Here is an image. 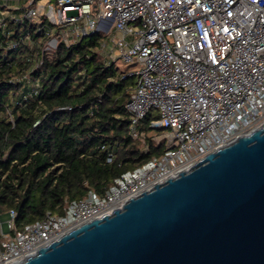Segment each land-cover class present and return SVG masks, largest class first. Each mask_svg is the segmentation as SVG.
Here are the masks:
<instances>
[{"label": "built area", "instance_id": "2783aa9c", "mask_svg": "<svg viewBox=\"0 0 264 264\" xmlns=\"http://www.w3.org/2000/svg\"><path fill=\"white\" fill-rule=\"evenodd\" d=\"M97 35L105 65H137L126 108L132 128H167L166 150L17 229L16 211L0 216V264H10L69 230L122 205L264 123V0H0V57L27 61L12 81L32 88L44 58ZM9 116H12L10 113ZM120 203V204H119Z\"/></svg>", "mask_w": 264, "mask_h": 264}, {"label": "trees", "instance_id": "16d2710c", "mask_svg": "<svg viewBox=\"0 0 264 264\" xmlns=\"http://www.w3.org/2000/svg\"><path fill=\"white\" fill-rule=\"evenodd\" d=\"M98 44L91 35L45 57L30 73L37 88L12 81L27 70L25 59L0 57V216L15 210L17 229L47 211L63 214L90 190L104 194L166 150V139L154 137L167 131L152 125L157 111L132 128L126 104L137 77L105 65Z\"/></svg>", "mask_w": 264, "mask_h": 264}, {"label": "water", "instance_id": "95a60500", "mask_svg": "<svg viewBox=\"0 0 264 264\" xmlns=\"http://www.w3.org/2000/svg\"><path fill=\"white\" fill-rule=\"evenodd\" d=\"M121 203L10 264H264V123Z\"/></svg>", "mask_w": 264, "mask_h": 264}, {"label": "rangeland", "instance_id": "374dc122", "mask_svg": "<svg viewBox=\"0 0 264 264\" xmlns=\"http://www.w3.org/2000/svg\"><path fill=\"white\" fill-rule=\"evenodd\" d=\"M116 65H117L118 67L127 68V69H129V70H132V69H134V68H137V65H135V64H131V63H129V62H125V61H123V60H118V61L116 62ZM154 126H155V127H160L158 124H155ZM154 137H155L156 140L159 141V140H161L162 138H164V133H162V134H155ZM2 220L4 221V227L7 228V227H6V223H5L6 216H3V217H2Z\"/></svg>", "mask_w": 264, "mask_h": 264}]
</instances>
